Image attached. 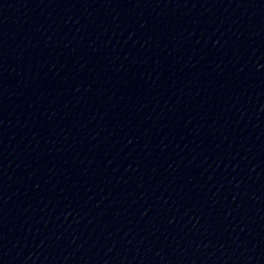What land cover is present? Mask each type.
<instances>
[{"label": "water", "instance_id": "95a60500", "mask_svg": "<svg viewBox=\"0 0 264 264\" xmlns=\"http://www.w3.org/2000/svg\"><path fill=\"white\" fill-rule=\"evenodd\" d=\"M0 264H164L63 218L0 198Z\"/></svg>", "mask_w": 264, "mask_h": 264}]
</instances>
